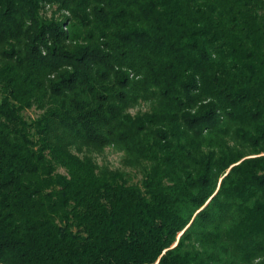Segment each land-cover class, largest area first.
<instances>
[{"label": "trees", "instance_id": "obj_1", "mask_svg": "<svg viewBox=\"0 0 264 264\" xmlns=\"http://www.w3.org/2000/svg\"><path fill=\"white\" fill-rule=\"evenodd\" d=\"M0 264H264V0H0Z\"/></svg>", "mask_w": 264, "mask_h": 264}, {"label": "rangeland", "instance_id": "obj_2", "mask_svg": "<svg viewBox=\"0 0 264 264\" xmlns=\"http://www.w3.org/2000/svg\"><path fill=\"white\" fill-rule=\"evenodd\" d=\"M122 153L114 149H107L105 153L99 157V160L103 163H109L111 166L118 167L121 165Z\"/></svg>", "mask_w": 264, "mask_h": 264}]
</instances>
